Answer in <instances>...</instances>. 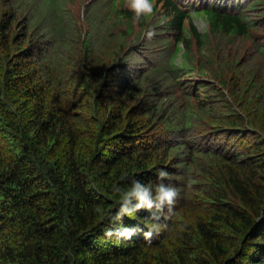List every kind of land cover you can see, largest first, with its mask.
Wrapping results in <instances>:
<instances>
[{
	"label": "trees",
	"instance_id": "16d2710c",
	"mask_svg": "<svg viewBox=\"0 0 264 264\" xmlns=\"http://www.w3.org/2000/svg\"><path fill=\"white\" fill-rule=\"evenodd\" d=\"M125 3L0 0V264H264V0ZM161 168L167 228L106 237Z\"/></svg>",
	"mask_w": 264,
	"mask_h": 264
},
{
	"label": "clouds",
	"instance_id": "9594fccd",
	"mask_svg": "<svg viewBox=\"0 0 264 264\" xmlns=\"http://www.w3.org/2000/svg\"><path fill=\"white\" fill-rule=\"evenodd\" d=\"M155 0H126L125 7L132 13V19L140 23L143 18L150 17L154 12ZM200 20L194 19L193 24L199 25ZM147 36L151 38L152 32ZM157 182H142L132 178L130 184L125 188L119 183L112 185L111 190L118 198L115 211H104L97 207L96 212L101 221H110L120 224L116 228L105 229L108 238L131 239L137 232L143 231L145 237L150 241L151 238L159 234L162 229L167 228L163 220L167 218L177 203L180 195L178 187L172 183H166L169 179L168 172L161 168L157 170ZM125 174L122 179H126ZM143 209L147 216L140 220L137 225L125 226L120 222L125 216L135 218L137 213Z\"/></svg>",
	"mask_w": 264,
	"mask_h": 264
}]
</instances>
